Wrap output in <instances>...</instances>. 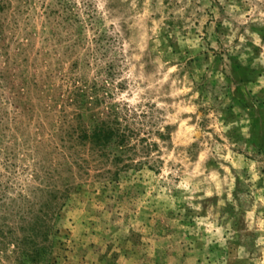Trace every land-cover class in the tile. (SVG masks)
<instances>
[{
	"label": "rangeland",
	"instance_id": "rangeland-1",
	"mask_svg": "<svg viewBox=\"0 0 264 264\" xmlns=\"http://www.w3.org/2000/svg\"><path fill=\"white\" fill-rule=\"evenodd\" d=\"M0 264H264V0H0Z\"/></svg>",
	"mask_w": 264,
	"mask_h": 264
},
{
	"label": "trees",
	"instance_id": "trees-1",
	"mask_svg": "<svg viewBox=\"0 0 264 264\" xmlns=\"http://www.w3.org/2000/svg\"><path fill=\"white\" fill-rule=\"evenodd\" d=\"M110 129V128H108ZM104 130L103 128H95V130L91 133L89 136L91 141L95 143H99V141L107 140L112 136V132L110 130ZM124 137V135H121V139Z\"/></svg>",
	"mask_w": 264,
	"mask_h": 264
}]
</instances>
